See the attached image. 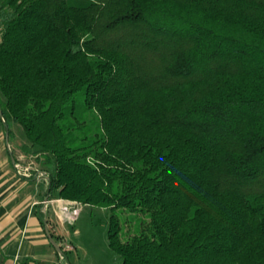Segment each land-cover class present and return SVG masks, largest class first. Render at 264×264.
I'll list each match as a JSON object with an SVG mask.
<instances>
[{
    "label": "trees",
    "instance_id": "trees-1",
    "mask_svg": "<svg viewBox=\"0 0 264 264\" xmlns=\"http://www.w3.org/2000/svg\"><path fill=\"white\" fill-rule=\"evenodd\" d=\"M0 112L121 264H264V0H0Z\"/></svg>",
    "mask_w": 264,
    "mask_h": 264
},
{
    "label": "crops",
    "instance_id": "crops-1",
    "mask_svg": "<svg viewBox=\"0 0 264 264\" xmlns=\"http://www.w3.org/2000/svg\"><path fill=\"white\" fill-rule=\"evenodd\" d=\"M2 124L0 121V264H60L50 239L63 249L67 223L78 221L83 205L48 200V180L42 168L32 178H24L17 165L27 156L5 154L10 146ZM75 210L79 212L76 220L66 218Z\"/></svg>",
    "mask_w": 264,
    "mask_h": 264
},
{
    "label": "rangeland",
    "instance_id": "rangeland-1",
    "mask_svg": "<svg viewBox=\"0 0 264 264\" xmlns=\"http://www.w3.org/2000/svg\"><path fill=\"white\" fill-rule=\"evenodd\" d=\"M0 121L2 122L1 116ZM7 134L5 131L6 145L10 148L6 146L5 154L8 155L11 152L13 157L15 153H22L21 147L26 144L22 128L13 125L11 136ZM21 165L33 168L30 171V178L34 176L35 171H38L37 169L41 168L34 157L22 159ZM82 210L76 223H67L65 245L62 244L63 251L62 254L59 253L60 264H121L120 259L113 255L108 244L109 212L90 206H83ZM67 211L70 213L68 209ZM66 244L68 248L65 247Z\"/></svg>",
    "mask_w": 264,
    "mask_h": 264
},
{
    "label": "built area",
    "instance_id": "built-area-1",
    "mask_svg": "<svg viewBox=\"0 0 264 264\" xmlns=\"http://www.w3.org/2000/svg\"><path fill=\"white\" fill-rule=\"evenodd\" d=\"M17 168H18V171L20 172V174L24 177V178H30L31 175H30V171L33 170V168H30V167H22L20 165H17ZM79 212L77 210H75L73 212V214L71 215H68L66 216V218H68L69 220H76L77 216H78Z\"/></svg>",
    "mask_w": 264,
    "mask_h": 264
},
{
    "label": "water",
    "instance_id": "water-1",
    "mask_svg": "<svg viewBox=\"0 0 264 264\" xmlns=\"http://www.w3.org/2000/svg\"><path fill=\"white\" fill-rule=\"evenodd\" d=\"M0 116H2V114H1V112H0ZM8 133V132H7ZM7 135H9V134H7ZM11 153V152H10ZM51 240V243H52V245L56 248V250L60 253V254H62V250H61V248L52 240V239H50Z\"/></svg>",
    "mask_w": 264,
    "mask_h": 264
}]
</instances>
